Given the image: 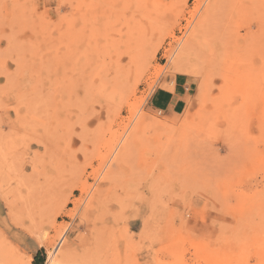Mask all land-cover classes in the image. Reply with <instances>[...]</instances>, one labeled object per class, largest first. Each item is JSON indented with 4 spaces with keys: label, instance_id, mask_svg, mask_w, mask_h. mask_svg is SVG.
I'll return each instance as SVG.
<instances>
[{
    "label": "rangeland",
    "instance_id": "rangeland-1",
    "mask_svg": "<svg viewBox=\"0 0 264 264\" xmlns=\"http://www.w3.org/2000/svg\"><path fill=\"white\" fill-rule=\"evenodd\" d=\"M0 264H264V0H0Z\"/></svg>",
    "mask_w": 264,
    "mask_h": 264
},
{
    "label": "crops",
    "instance_id": "crops-1",
    "mask_svg": "<svg viewBox=\"0 0 264 264\" xmlns=\"http://www.w3.org/2000/svg\"><path fill=\"white\" fill-rule=\"evenodd\" d=\"M189 94V87L183 83H176L172 89H157L149 98L151 109L159 111L167 116L181 113L185 108V99Z\"/></svg>",
    "mask_w": 264,
    "mask_h": 264
},
{
    "label": "bare ground",
    "instance_id": "bare-ground-1",
    "mask_svg": "<svg viewBox=\"0 0 264 264\" xmlns=\"http://www.w3.org/2000/svg\"><path fill=\"white\" fill-rule=\"evenodd\" d=\"M127 30V29H126ZM128 30H129V28H128ZM127 30V31H128ZM126 48H124V50H125ZM15 51V50H14ZM127 51H128V53H126V58L125 59H127V60H129V61H132L133 60V58H134V55L136 54V52L134 51V50H132V49H127ZM184 51H186V50H184ZM184 51H183V55H186V52H185V54H184ZM115 52V51H114ZM124 52V51H123ZM123 52H121L120 50H119V48H117V51L115 52V55L117 56V55H119L120 57L122 56V57H124L123 55H125V53L123 54ZM118 53V54H117ZM133 57V58H132ZM115 58V57H114ZM182 58V57H181ZM10 59V58H9ZM22 62V61H21ZM20 62V63H21ZM24 62V61H23ZM125 62H126V60H125ZM120 63H122V61L121 60H118L117 62H116V66L114 67V69H116L115 71H117V69H119V68H122L121 66H118V64H120ZM111 70H113V68H111ZM123 70V69H122ZM115 71H112V72H115ZM118 74V72H115L114 73V75H117ZM120 74V73H119ZM118 74V75H119ZM112 76V75H111ZM120 76V75H119ZM116 77H118V76H116ZM117 88V87H116ZM41 97V96H40ZM32 101V100H31ZM126 147H127V144L125 145ZM124 147V146H123ZM125 147V148H126Z\"/></svg>",
    "mask_w": 264,
    "mask_h": 264
}]
</instances>
